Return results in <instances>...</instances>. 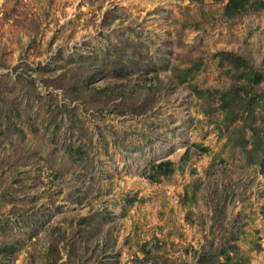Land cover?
Returning a JSON list of instances; mask_svg holds the SVG:
<instances>
[{"label": "rangeland", "instance_id": "rangeland-1", "mask_svg": "<svg viewBox=\"0 0 264 264\" xmlns=\"http://www.w3.org/2000/svg\"><path fill=\"white\" fill-rule=\"evenodd\" d=\"M219 50L260 68L264 9L230 19L214 0H0V264H199L232 245L264 264V171L227 144L218 98L173 76L203 59L192 84L232 87ZM126 54L153 66L130 76L153 84L141 113L117 114L116 94L70 99L81 64L99 66L98 90ZM165 159L177 170L151 182L148 165Z\"/></svg>", "mask_w": 264, "mask_h": 264}, {"label": "trees", "instance_id": "trees-1", "mask_svg": "<svg viewBox=\"0 0 264 264\" xmlns=\"http://www.w3.org/2000/svg\"><path fill=\"white\" fill-rule=\"evenodd\" d=\"M202 1V0H198ZM224 3V15L227 18H236L245 12L253 10L264 9V0H214ZM218 57V65L228 74L235 78L232 87L220 91L212 89H200L197 85L192 84V79L202 69L204 65L203 59L193 60L192 63L184 68L177 67L174 69L173 76H175L178 84L189 83L193 92L199 99H203L208 105L211 101L218 98L219 109L223 112V123L228 126L227 144L234 147H240L244 152L246 161L249 164L259 165L264 171V93L258 91L259 85L264 81V62L259 68L252 64V62L243 55L233 50H219L214 54ZM88 55L84 61L88 60ZM133 56L131 54L121 55L114 60L111 65V60L108 59L106 65L108 66V74L116 77L114 85L104 86L98 90L92 88L91 84L98 78L99 66L92 63L90 67L80 65V79L76 87H71L67 93L71 100L79 99L81 93L94 92L99 96L116 94L120 97V101L114 107L117 114L124 115L128 113H141L143 111L142 95L144 88L148 86L147 81L144 86L139 82L132 83L131 74L139 70L152 69L153 66H148V63L139 60L134 65H130ZM128 60V61H126ZM227 68V69H226ZM147 75V74H146ZM144 76V75H142ZM156 73L154 78H158ZM155 80V79H154ZM81 92V93H80ZM236 124V125H234ZM198 150L206 151L202 143H195ZM79 150H81L79 148ZM191 158V148L189 147L181 159V169ZM177 164L171 159L161 160L159 162H151L145 174L151 182H161L164 179L170 178L177 170ZM217 210V206H215ZM236 248L235 254L232 255L226 248H222L220 252H205L201 253L199 257V264H243L241 258L238 256V246L232 245ZM231 247V248H232ZM12 253L13 250L4 249ZM223 256V257H222ZM224 258V261H223Z\"/></svg>", "mask_w": 264, "mask_h": 264}]
</instances>
